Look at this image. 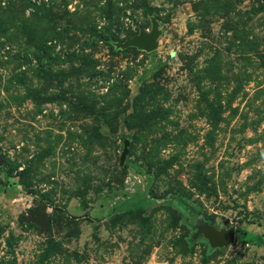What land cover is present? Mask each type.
Masks as SVG:
<instances>
[{
	"label": "rangeland",
	"instance_id": "rangeland-1",
	"mask_svg": "<svg viewBox=\"0 0 264 264\" xmlns=\"http://www.w3.org/2000/svg\"><path fill=\"white\" fill-rule=\"evenodd\" d=\"M0 151V264H264V0H0Z\"/></svg>",
	"mask_w": 264,
	"mask_h": 264
},
{
	"label": "water",
	"instance_id": "water-1",
	"mask_svg": "<svg viewBox=\"0 0 264 264\" xmlns=\"http://www.w3.org/2000/svg\"><path fill=\"white\" fill-rule=\"evenodd\" d=\"M161 35V29L159 27V22L155 17L152 18V30L147 32L145 30H141L139 34L134 35L123 43H117V46L121 49H126L129 47H136L139 50H145L147 52H152L158 47V38ZM128 140L124 142V150L121 156V163H124L128 152ZM204 222V221H203ZM204 231L208 234H211L209 241L214 245H222L226 244L233 238L234 231L231 229L228 232H220L216 231L212 226H209L205 222ZM203 230V229H202ZM199 235V234H198Z\"/></svg>",
	"mask_w": 264,
	"mask_h": 264
},
{
	"label": "trees",
	"instance_id": "trees-1",
	"mask_svg": "<svg viewBox=\"0 0 264 264\" xmlns=\"http://www.w3.org/2000/svg\"><path fill=\"white\" fill-rule=\"evenodd\" d=\"M108 119V118H107ZM109 123V122H108ZM0 154H1V151H0ZM195 210V209H194ZM47 220H48V222H49V224H50V222L52 223L53 222V219L49 216V218H47Z\"/></svg>",
	"mask_w": 264,
	"mask_h": 264
}]
</instances>
